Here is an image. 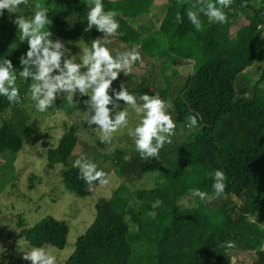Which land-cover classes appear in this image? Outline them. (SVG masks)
<instances>
[{"label": "trees", "instance_id": "obj_1", "mask_svg": "<svg viewBox=\"0 0 264 264\" xmlns=\"http://www.w3.org/2000/svg\"><path fill=\"white\" fill-rule=\"evenodd\" d=\"M102 2L105 11L119 13L117 32L123 43L140 45L157 61H165L159 80L139 76L133 92L169 100L174 123L188 125V116L195 115L198 125L182 141L166 143L155 158H142L138 151L129 156L125 150L107 155L120 176L159 172L168 181L138 190L133 205L125 197L100 198L94 222L65 264H233V250L251 251L254 260L250 264H264V252L259 251L264 230L258 227L264 223V70L257 81L246 74L256 60L264 61V6H256L253 0H232L224 9L227 22H213L200 13L202 29L198 31L186 12L206 7L202 0H168L158 31L142 38L139 28L154 23L155 0ZM40 3L26 0L18 13L0 20V55L12 61L17 73L23 70L20 58L29 48L27 41L19 39L14 22L19 14L31 18L33 9L42 10L45 5L43 10L52 20L49 29L55 36L80 39L86 45L104 37L96 28L85 31L91 0ZM241 16L247 21L240 22ZM190 64L195 72L187 76H180L176 68L166 74L167 67ZM30 83L18 76L21 101ZM60 104L69 112L88 111L87 96L71 104L63 98ZM12 105L0 97V112ZM17 128L7 119L0 127V171L5 167L1 162L5 154L16 155L23 148ZM79 140L74 131L66 132L48 150L47 167L52 170L63 165L60 172L66 188L86 196L92 185L80 178L71 161ZM217 169L227 178L219 197L213 194L210 175ZM35 179L31 178L32 186ZM195 189L209 193L212 199L200 200L193 195ZM189 196L197 198V205H182L181 199ZM21 227V235L34 247L63 249L67 244L68 224L51 215L32 227L23 223ZM226 241L235 247L226 248Z\"/></svg>", "mask_w": 264, "mask_h": 264}, {"label": "rangeland", "instance_id": "obj_2", "mask_svg": "<svg viewBox=\"0 0 264 264\" xmlns=\"http://www.w3.org/2000/svg\"><path fill=\"white\" fill-rule=\"evenodd\" d=\"M36 0V3L41 4ZM168 0H155L153 6L154 23H150L145 28H139L142 38H148L155 34L164 18L167 9L165 4ZM34 0H32V3ZM256 6H264V0H253ZM35 6V5H34ZM46 8L42 5V10ZM35 12L32 10L31 15ZM12 17L7 10H4L0 20L4 15ZM247 19L240 17V22ZM135 24L134 22H132ZM50 37L53 40H61L65 46L71 49V54L76 55L82 51L78 47L80 39L68 41L55 36L52 29ZM110 41L106 46L110 53L115 56L116 52L131 50L137 46L141 55V61H137L131 69L132 74L125 76L120 73L116 80L112 82L109 88V94L119 91L121 86L127 88L130 94L133 92L140 79L161 77L162 65L165 61H157L153 56L147 54L139 45L125 44L119 34L103 37L102 40ZM83 44H85L82 41ZM86 45V44H85ZM156 49L154 50V52ZM77 62L79 57L77 56ZM179 70L180 76H187L194 73L192 64L187 66H177L166 68V74L171 75L174 69ZM84 71L85 69H81ZM264 70V61L256 60L254 65L247 69L246 74L251 80L257 81ZM148 86V82L146 83ZM158 94H160L158 90ZM29 92L24 94V101L12 105L6 112H0V127L4 119L17 125V132L23 136V148L13 155L9 152L1 159L4 168L0 171V263L2 264H32L30 260L24 259V251H30L32 246L27 239L21 235V223L25 227H32L46 216H53L60 221H64L69 226L67 244L63 249H58L51 245L43 246L47 251L56 256L57 264H65L76 249L78 239L84 235L97 215V204L102 197L112 198L115 196L125 197L133 205L135 203V193L140 189L154 188L157 184H166L168 180H163L159 172L147 175L120 176L116 173L115 162L110 160L107 155L115 153L118 150H125L129 156L137 150L133 139L128 135V128L119 129L112 134L110 142H102L99 136V129L95 125L88 123L89 111L74 109L67 111L60 102L65 98L64 94L57 93L55 104L50 106L49 110L41 113L35 109L34 105L27 98ZM81 95L77 92L74 100ZM170 105L168 114L175 122L174 114L171 112V102L164 101ZM138 103L139 100H138ZM118 108H113L114 115L128 108L129 128H134L139 121L130 106L120 101ZM112 108V105H109ZM25 119H28L29 123ZM25 121V122H24ZM174 135L171 137V143H176L185 139L192 127L176 124ZM74 131L79 135L80 140L75 148V153L71 161H76L80 157H85L95 163L99 170L107 175L109 183L101 186L98 182L89 186V194L79 195L68 190L63 183L61 169L63 165H57L55 169H48V150L56 147L62 136L68 131ZM35 177L34 185H31V178ZM158 181V182H157ZM33 188H32V187ZM185 207L197 205L198 200L195 196H189L180 201ZM139 205V203H138ZM233 264H250L254 260V253L251 251H231Z\"/></svg>", "mask_w": 264, "mask_h": 264}, {"label": "clouds", "instance_id": "obj_3", "mask_svg": "<svg viewBox=\"0 0 264 264\" xmlns=\"http://www.w3.org/2000/svg\"><path fill=\"white\" fill-rule=\"evenodd\" d=\"M26 3V0H0V16L4 10L9 13H18L17 8ZM197 10H188L187 19L199 31L202 29L200 13L208 17L210 21L225 23L227 16L224 9L231 6L232 0H202ZM195 7V6H194ZM119 13L115 10L105 11L102 0H91L87 12L86 32L93 28L104 33L103 36L117 34L120 25L116 17ZM177 19H181L179 16ZM18 26L19 39L27 41L29 48L25 55L20 58L23 70L15 71L12 61L4 55H0V97H6L10 104L21 101L20 90L17 86L18 76L24 80H31L28 88V99L33 103L36 110L43 113L55 104L57 93L64 94L68 103H72L78 92L81 96H87L90 125L99 129L102 142H110L112 134L119 129L128 128V135L133 139L136 150L142 158L158 157L159 150L166 144L171 143L176 127L173 119L168 114L170 105H167L156 95L147 93L138 98L130 94L123 85L119 91L109 94L112 82L120 73L125 76L131 74L132 66L141 61V55L137 46L124 52H116L115 56L110 53L106 46L110 41L94 39L90 45L78 42L82 49L76 55L71 54V49L65 46L61 40H53L49 25L52 20L48 19L46 10H37L26 18L19 14L15 19ZM77 56L79 61L77 62ZM81 69H85L82 71ZM138 100L140 103H138ZM131 107L140 119L134 128H129L128 108L118 111L114 117L111 114L113 108L120 106L119 102ZM109 105L113 107L110 108ZM188 127H196L198 119L195 115L187 118ZM73 167L79 169L80 178L87 184L98 182L101 186L109 183L107 175L99 170L97 165L85 157L78 158ZM213 178V194L219 197L226 187L225 173L217 169L210 173ZM193 195L200 200L212 199V195L199 189L193 190ZM258 227L264 230V223ZM226 248H234L231 241L224 243ZM259 251L264 252V244ZM24 259L32 264H57L54 254L44 247H33L30 251H24Z\"/></svg>", "mask_w": 264, "mask_h": 264}]
</instances>
